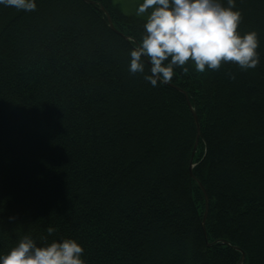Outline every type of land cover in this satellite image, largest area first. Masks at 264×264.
Here are the masks:
<instances>
[{"label": "trees", "instance_id": "16d2710c", "mask_svg": "<svg viewBox=\"0 0 264 264\" xmlns=\"http://www.w3.org/2000/svg\"><path fill=\"white\" fill-rule=\"evenodd\" d=\"M235 3L260 64L155 87L113 0L0 5V255L30 233L86 264H264V0Z\"/></svg>", "mask_w": 264, "mask_h": 264}, {"label": "clouds", "instance_id": "9594fccd", "mask_svg": "<svg viewBox=\"0 0 264 264\" xmlns=\"http://www.w3.org/2000/svg\"><path fill=\"white\" fill-rule=\"evenodd\" d=\"M0 5L17 11L37 9L36 0H0ZM235 9V0H227V6L221 0H142L136 15L146 23L139 45L130 53V72L144 73L149 62L151 74L144 79L155 87L171 82L177 68L187 74V65L201 74L229 63L244 71L255 69L260 64L259 34L253 30L241 35L243 15ZM46 231L52 236L57 229L49 226ZM41 240L38 245L30 233L22 235L0 255V264H86L84 248L75 239Z\"/></svg>", "mask_w": 264, "mask_h": 264}, {"label": "rangeland", "instance_id": "374dc122", "mask_svg": "<svg viewBox=\"0 0 264 264\" xmlns=\"http://www.w3.org/2000/svg\"><path fill=\"white\" fill-rule=\"evenodd\" d=\"M114 4H117L121 11L126 15H136L137 8L142 0H113Z\"/></svg>", "mask_w": 264, "mask_h": 264}, {"label": "bare ground", "instance_id": "6f19581e", "mask_svg": "<svg viewBox=\"0 0 264 264\" xmlns=\"http://www.w3.org/2000/svg\"><path fill=\"white\" fill-rule=\"evenodd\" d=\"M91 4H93V3H91ZM106 15H107V19H108L109 27H110V26H113L114 29H115V26H114V24H113V21H112L111 17H110L108 14H106ZM194 119H195V122H196V124H197L198 131H199V122H198L197 115H196V117L194 116ZM199 136H200V134H198V137H197V140H196V144H195V149H194V153H193V155L195 154V152H196V150H197V147H198ZM206 209H207V210L209 209V202H208L207 197H206ZM205 222H206V220L203 221V223H204V224H203V229H204V233H205V235H206V231H205ZM243 260H244V257H243Z\"/></svg>", "mask_w": 264, "mask_h": 264}, {"label": "water", "instance_id": "95a60500", "mask_svg": "<svg viewBox=\"0 0 264 264\" xmlns=\"http://www.w3.org/2000/svg\"><path fill=\"white\" fill-rule=\"evenodd\" d=\"M102 10L104 11V9H102ZM110 29L113 30V31H115V32H118L116 29H114L113 26H110ZM192 111H193V116L196 117V112H194V110H192ZM206 217H207V209H206V213H205L204 220H206ZM203 224H204V223H203Z\"/></svg>", "mask_w": 264, "mask_h": 264}]
</instances>
